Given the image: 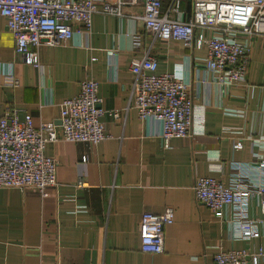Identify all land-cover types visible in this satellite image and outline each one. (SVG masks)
<instances>
[{"label": "crops", "instance_id": "0c3cea01", "mask_svg": "<svg viewBox=\"0 0 264 264\" xmlns=\"http://www.w3.org/2000/svg\"><path fill=\"white\" fill-rule=\"evenodd\" d=\"M184 0L180 10L191 11ZM162 9L171 0H161ZM141 5L123 8L125 18L95 14L86 33L74 25L65 45L38 50L39 67L14 52V40L0 16V117L17 110L19 120L54 123L59 104L77 96L80 83H98L108 138L96 146L58 141L45 155L58 163L56 187L42 197L35 190L0 189V264H214L219 251L264 250V227L250 241L233 235L229 220L194 200L199 178L227 184L232 163L264 162V37H251L246 81L217 86L204 66L207 49L149 36L139 19ZM244 39V36H241ZM151 57L156 74L187 79L194 106L205 113L202 133L172 139L165 148L162 125L140 121L130 104L131 65ZM12 75L18 88L4 85ZM236 142L242 149L236 151ZM85 157V161L82 158ZM173 212L164 227V251H140L138 222L143 212ZM249 218H258L253 202ZM260 264H264V258Z\"/></svg>", "mask_w": 264, "mask_h": 264}, {"label": "built area", "instance_id": "2783aa9c", "mask_svg": "<svg viewBox=\"0 0 264 264\" xmlns=\"http://www.w3.org/2000/svg\"><path fill=\"white\" fill-rule=\"evenodd\" d=\"M171 0L163 10L161 0H0V16L6 21L14 40V52L25 62L39 67L38 50L42 45H65L75 35L74 25L87 32L95 14L125 18L123 8L141 5L140 16L145 32L159 41H180L188 49H207L205 68L217 86L231 87L246 81L251 37H264V0H192L191 11L184 14L180 4ZM244 36V39H241ZM157 63L151 57L133 61L131 73L132 108L140 121L151 118L162 125L161 139L169 148L172 139L202 133L205 113L193 103L190 85L184 77L156 74ZM4 85L18 88L12 75ZM98 83L83 80L77 96L59 104V130L54 123L34 125L31 116L19 120L17 110H7L0 117V189L35 190L42 197L56 187L58 163L45 155L47 144L58 141L96 146L108 138L101 118L108 112L101 108ZM118 120V112H109ZM236 151L242 144L236 142ZM85 161V157L82 158ZM227 184L221 180L199 178L193 187L194 200L222 218L232 208L229 224L235 238L250 241L259 237L264 227V162L232 163ZM255 202L258 218H249ZM173 223V212H143L138 222L140 251L159 255L164 251V227ZM264 250L219 251L214 264H260Z\"/></svg>", "mask_w": 264, "mask_h": 264}]
</instances>
